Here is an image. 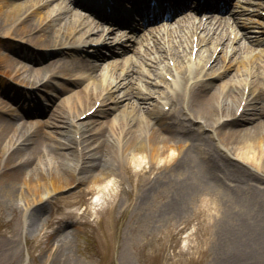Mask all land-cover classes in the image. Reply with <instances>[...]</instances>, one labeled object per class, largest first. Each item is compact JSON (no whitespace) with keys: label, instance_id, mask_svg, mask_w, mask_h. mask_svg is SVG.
Wrapping results in <instances>:
<instances>
[{"label":"bare ground","instance_id":"obj_1","mask_svg":"<svg viewBox=\"0 0 264 264\" xmlns=\"http://www.w3.org/2000/svg\"><path fill=\"white\" fill-rule=\"evenodd\" d=\"M35 1L0 0V32L23 36L24 38L27 36L26 41L36 45H53V50L62 48L63 45L65 46V39L70 34L75 35L78 32L71 20L79 12L75 4L76 0H64L67 3L69 2V5L60 6L53 13L50 11L49 1L41 4ZM258 6H263V3L260 2ZM190 18L179 20L180 27L171 31L176 39L173 38L170 48L166 47L164 41L162 42L164 36L157 33L151 40L149 38L146 42L148 49L144 55H151L154 50L158 51V49L165 50L164 52L167 54L170 53V58H176L180 64L181 59L183 60L180 48L183 49L186 46L190 48L189 53L186 54L187 57L189 54L190 58L194 37L191 39L189 37L185 38L184 34V31H189V26L193 34H198L200 43H203L206 39L209 40L207 43L213 42L215 38L217 39V44L215 42L213 49L210 45L211 52H215L216 45H220L221 42L228 43L229 40L224 39V34L221 33L216 37L215 31L219 27L215 28L211 25L208 29H196L195 31L193 27L194 19L192 25L186 22ZM209 18L211 17L208 15L207 23H211ZM145 20L142 19L141 22ZM253 23H255V20H253ZM134 24L135 22H132L131 26ZM251 27L253 28L247 30L246 35H244V45L250 55V58H247L246 54L243 55L247 62H252L249 59H252L253 54L260 51L254 48L263 47L262 43L264 41L262 33L264 27L259 25H252ZM198 28L200 27L198 26ZM136 29L139 28H132V30ZM212 30H214L213 33ZM201 31H203L202 35ZM204 32L206 33L204 34ZM78 38L80 41L82 40L81 36H78ZM128 40L129 38L119 37V39H116L115 37L110 48L114 45L122 47L123 42ZM9 46V44L0 43V65L5 63L4 66H6L9 74L17 73L18 60L11 55L6 56L2 52L3 49ZM237 49L238 46H234V50L228 52L225 47L223 51L226 50L227 52L223 54L222 60H225V55L226 57L232 55ZM198 55L202 57L203 51L201 52V49L198 50ZM254 56H264V48ZM211 57L212 53L207 54L202 66H205ZM219 57L220 53L217 54L213 63L216 64ZM233 58L234 56H232L229 64H233ZM148 60H151V57ZM98 62L89 60L80 64H72L53 60V62L36 69L25 64V69L33 73V78L45 70L57 75L59 71L70 73L74 69H81L84 73H88L89 76L97 79L98 76L94 73L99 66ZM253 62L254 64L261 62L264 65V59ZM238 68V71L243 70L241 65ZM184 69L188 70L191 75L187 77V75L183 76L178 73L177 80L179 81L175 88V97L178 98L179 95L180 102L188 110L190 117L200 120L203 127L211 129V133L202 139H213L215 135L212 133L216 132L222 143H233L234 146H237L240 154L242 153L241 156L246 160L252 163H259L260 159L264 160V86L255 89V85H252L255 80L250 81L251 93L256 92V94L253 97L248 96L243 111L236 116L235 113L240 104L237 100L238 96L241 99V95L244 93L241 89L244 90L247 82L245 80L246 76L240 78L233 85L231 83L228 85V82L216 84L212 78L202 79L211 76L210 74L215 73L216 69L207 72L198 69L195 73H191V68L188 66ZM228 69L226 67L223 73L232 68ZM185 70L181 69L180 71L184 73ZM138 71L140 72V70ZM256 72L253 70V75ZM150 74L153 75L151 72ZM248 75H250L249 72ZM101 76H104V73H100ZM120 76V74H117L112 79L100 78L98 84L94 80V84L99 89L110 85V90L101 98L100 103L94 108L93 112L86 114L83 119L78 118L80 107L85 106L86 103L94 104L96 99L100 98L99 89H93L89 85L78 90L75 97H70L63 102L66 103V110L59 106L52 113L50 119H44V121L38 119L35 122L25 121L17 124L12 118L5 117L4 113L8 110L6 109L8 102L0 97V200L9 203L16 201L18 197L20 198L23 203L21 208L24 212H29L25 216V226L35 228L42 223L39 209L30 210V208L38 202L41 203L52 192L70 187L74 183L89 186L91 182H99L106 177H110V175H116L115 170H108L105 166V161L111 159L112 155H117L118 144L116 141L119 142L120 150L125 156L129 152L132 153L134 157L132 158L135 159L136 164H142L143 159L149 157L151 165L148 173L152 169L159 170L153 177L149 175L146 182H144V186H141L139 192L141 204H145L154 191L162 186L169 188V195H176L164 205L160 212L162 216L181 215L188 207L189 202L191 203L196 198L193 195H200V191L204 189H208L210 195H257L264 192V186L260 184L264 180V176L253 172V180L256 181H251L243 178L245 176L243 172L239 173L238 176L229 173L225 166L218 165L216 175L213 174L214 178L223 181L233 190L229 194H219V192L215 194L212 191V186L206 184L207 180H199L202 171L199 160L195 158L197 156L195 146L191 142L187 148H184L183 138L186 134L181 125L177 121L175 123L167 122L165 116L158 115L156 111L148 108L153 100L167 97L166 100L171 99L173 91H168L171 93L169 95L166 94L165 90L158 89V86L153 87L152 83L156 85L161 83L156 80V77H154V80L159 84L153 80L152 82L146 81L148 84L144 86H130L132 82L128 81V78ZM85 78L74 79V82L81 83ZM60 90L66 91L67 88L62 87ZM25 95V101H34V97L30 92ZM220 101L224 103L218 105ZM126 108H130L127 117H125L124 111L123 114H117L118 109L122 111ZM248 110H251L250 115H247ZM221 113L232 115V118L231 120L226 119L220 125H215L219 122V114ZM11 114L14 118L21 116L18 112ZM94 115L110 118L101 122L95 128L97 130L95 133L92 132L93 129H90L91 123L95 122ZM70 116L77 120L78 135L75 132L73 134V131L69 129H64L66 125L72 123V119L68 122ZM156 116L157 120H152V117L155 119ZM242 120L251 124H242ZM48 126L54 127L55 130L48 132L46 130ZM107 130L115 135L113 139L107 137ZM71 132L72 136H70ZM49 145H55L58 152L53 155L47 153L45 148ZM242 148L244 151H241ZM59 149L64 150L59 151ZM174 151L177 153L174 154ZM105 155H109L107 160L104 158ZM226 155L231 154L226 152ZM66 158H71L74 163H66ZM52 159L55 162L53 161L52 166L48 163L46 165L47 169L41 165L46 161L51 162ZM80 189L70 195H76ZM239 197L236 196L235 199ZM255 210H258L257 217L252 219L245 228L247 243L241 242L239 245L242 248L239 251L245 249L244 251L250 252L252 259L255 257L262 259L264 258V208L256 209L255 207ZM234 221L247 225V222L241 217L234 219ZM44 224L46 225V223ZM53 236L55 237V235Z\"/></svg>","mask_w":264,"mask_h":264},{"label":"rangeland","instance_id":"obj_2","mask_svg":"<svg viewBox=\"0 0 264 264\" xmlns=\"http://www.w3.org/2000/svg\"><path fill=\"white\" fill-rule=\"evenodd\" d=\"M45 1L36 0L35 2ZM50 2V10L53 12L60 2H53V0ZM148 32L149 30L143 28L133 38V43H129L140 48L141 40L147 36ZM13 36L2 37L0 33V40L2 37L11 39L2 40L8 44L22 43L21 36ZM181 50L184 54V49ZM133 53L131 49L122 58L109 57L107 60L110 61L101 66L100 70L112 64L110 66L112 71H107L105 76L109 77L111 74L116 76L127 62L129 55ZM37 56L43 59L41 64H47L53 58V55L47 54ZM149 63L153 68L146 69L144 62L141 72L151 71L159 65L157 59ZM25 64L28 63L20 62L17 65V73L10 76L33 83L36 77L33 78L32 72L26 71ZM75 75L76 73L72 74V77ZM129 79L134 84L133 77ZM66 80L71 86L68 96H57L53 78L50 85L39 91L41 101L45 104L49 102L44 106L48 109L39 116L43 121L50 119L53 110L59 104L66 110V103L63 102L70 97H75L80 89L77 84L74 85L70 80ZM136 80L139 81L138 78ZM228 81L231 82V78ZM7 83L10 84V80H7ZM83 84L79 85L82 87ZM18 87L21 88L16 84L6 85L4 93L2 91V97L9 101L8 109L19 107L17 111L22 112L24 107L19 105V95L14 91V89L18 90ZM90 106L89 103L81 106L78 111L79 117ZM153 106L154 104L149 107ZM123 111L127 117L130 108L122 111L118 109L117 114H123ZM8 114L6 116L9 117ZM28 117L36 119L35 116ZM26 118L23 117L24 120ZM70 119L74 120V124L66 125L64 129L74 133L77 120L70 116L68 122ZM93 119L95 122L91 123L90 129H93L92 132L95 133L97 131L95 128L110 118L94 115ZM32 121L35 122V120ZM46 130L53 132L55 128L48 126ZM114 136L110 130H107V137L113 139ZM116 143L118 144L117 155H112L111 159H108L109 155H105L104 158L108 159L105 161L106 169L115 170L117 174L110 175L99 182H91L90 187L74 183L70 187L52 192V195L41 201V208L40 202L30 208V210L38 208L42 210V213L39 211L42 223L38 227L25 226V216L29 212L23 211L21 208L23 203L19 197L16 201L9 203L0 200V264H264V258L252 259L250 252L244 251L245 249L239 251L242 248L239 244L247 243L245 228L252 219L257 217L258 210H255V207L256 209L264 208V192L257 195H210V191L204 189L200 191V195H193L196 198L189 202L181 215L162 216L160 214L162 208L176 195H169V188L162 186L154 191L145 204H141L139 199L141 186H144L149 175L153 177L158 170H151L148 173L150 169H146L148 168L146 159H143L142 164H136L132 153L129 152L125 156L120 150L119 142L116 141ZM45 150L52 155L58 152L55 145H49ZM62 150L64 149H59V151ZM215 151L218 154L223 153L220 148ZM53 161L55 162L52 159L51 162L46 161L41 165L47 169L46 165L50 163L52 166ZM230 161L241 168H249L261 172V175L264 174L263 166L258 168L248 165L236 157L230 158ZM65 162L72 164L74 160L66 158ZM244 172L247 173V171ZM260 184L264 185V180ZM226 186L224 182L217 183L212 187V191L215 194L216 192L227 193ZM79 189L76 195H70ZM234 196L240 197L235 199ZM240 217L247 222V225L234 221Z\"/></svg>","mask_w":264,"mask_h":264}]
</instances>
